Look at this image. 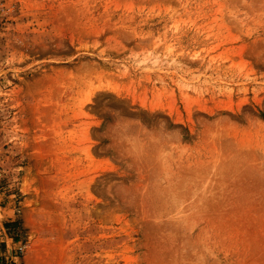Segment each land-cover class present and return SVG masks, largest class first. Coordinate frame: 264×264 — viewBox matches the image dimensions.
Returning <instances> with one entry per match:
<instances>
[{
  "label": "rangeland",
  "instance_id": "374dc122",
  "mask_svg": "<svg viewBox=\"0 0 264 264\" xmlns=\"http://www.w3.org/2000/svg\"><path fill=\"white\" fill-rule=\"evenodd\" d=\"M0 264H264V0H0Z\"/></svg>",
  "mask_w": 264,
  "mask_h": 264
}]
</instances>
